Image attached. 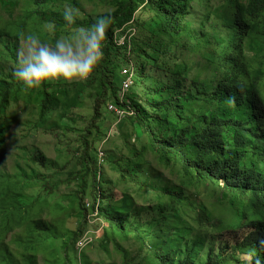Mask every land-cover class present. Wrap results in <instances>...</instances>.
Returning a JSON list of instances; mask_svg holds the SVG:
<instances>
[{
	"label": "trees",
	"instance_id": "trees-1",
	"mask_svg": "<svg viewBox=\"0 0 264 264\" xmlns=\"http://www.w3.org/2000/svg\"><path fill=\"white\" fill-rule=\"evenodd\" d=\"M102 2L0 0V155L12 125L33 128L14 169L0 163V264H89L94 250L97 264H264V0ZM101 16L88 79L13 77L25 35L49 43ZM35 134L48 143L29 151Z\"/></svg>",
	"mask_w": 264,
	"mask_h": 264
},
{
	"label": "clouds",
	"instance_id": "clouds-1",
	"mask_svg": "<svg viewBox=\"0 0 264 264\" xmlns=\"http://www.w3.org/2000/svg\"><path fill=\"white\" fill-rule=\"evenodd\" d=\"M64 19L72 23L74 10L65 9ZM109 24L110 19L101 16L93 24L76 27L71 33L49 43L41 42L34 34L25 35L17 52L13 77L28 89L39 88L43 83L52 81L88 79L103 58V40ZM125 118L126 113L124 118L118 119ZM261 243L264 244V241Z\"/></svg>",
	"mask_w": 264,
	"mask_h": 264
},
{
	"label": "rangeland",
	"instance_id": "rangeland-1",
	"mask_svg": "<svg viewBox=\"0 0 264 264\" xmlns=\"http://www.w3.org/2000/svg\"><path fill=\"white\" fill-rule=\"evenodd\" d=\"M86 4H87V8L90 9L92 8V6H94L92 4V2H88L86 1ZM104 7H105V0L104 2L101 3L100 7H99V11H103L104 10ZM22 44H23V41H22ZM132 86V83L130 85V87ZM84 109V110H83ZM83 109H80L79 111H77V113H85L86 109L83 108ZM60 115L59 113L56 115L58 116ZM109 115H111L112 117H116V114L114 113H109ZM24 118H28V115H25ZM126 118L123 119L122 121H119L117 122L118 125L117 127L119 126H124L125 125V122H126ZM32 126V125H30ZM117 127H116V130H117ZM25 130L24 131V128H22L21 125L19 124H14L12 125V127H10L9 129V132H12L14 133L13 136H10L8 139H7V151L4 155H0V163L1 164H5L4 166H7L9 168V170H12L14 169V166L16 165V161L14 159V156H8L9 153H13V154H16L17 151H16V148H17V145L15 144V139L18 140V138L20 137L21 135V131H24L22 133H28L30 131L33 130V128H27L25 127ZM116 133V131L114 132ZM36 142V143H35ZM50 145H49V149H48V152H47V156L50 157V159L52 161H54L55 159H58L59 158V155L56 153L55 149H56V143L54 142V140H51L50 139ZM48 141L46 140V138L40 134H35V138H31V139H28L26 141H22V145H25L27 147V149L30 151L32 149H35L36 147H38V145H41L43 146L44 144H47ZM65 146H61L60 147L66 151V147L69 146V143L68 142H65L64 143ZM21 147V145H19ZM25 150V149H24ZM63 164L66 163V161L64 162V160L62 161ZM42 170H45L44 167L41 168ZM64 179L67 180L66 176L63 175ZM70 184L72 185L71 187H65V185H62L60 186V194L64 192V194H68L70 192H73L74 190L77 189V186L76 185V180H72V181H69ZM59 196H56V199H58ZM89 229H93V228H89ZM20 230H17L16 232H19ZM251 230H248L246 228L242 229V230H239L237 232H224L223 233V239L224 240H228L230 241V243L232 244H237L238 242L242 241L247 235L251 234ZM102 234V232L99 230L96 232V235L98 237H100ZM12 238H14V235H11L10 237L7 238L6 240V243H10V241H12ZM84 243H81L83 246H84ZM10 250H17V247L15 246H8ZM82 247V246H81ZM104 257H106V255L104 254L103 255ZM39 259H38V264H50V263H47L46 260L48 259V257L46 256V254H40L37 256ZM88 257H89V264H97L100 259L98 258L97 256V250H94V251H89L88 253ZM243 258L248 261V262H252L254 260V256L251 255V254H244L243 255ZM105 261H110L109 258L107 259H104ZM119 261H121V259H119ZM80 262V260H79Z\"/></svg>",
	"mask_w": 264,
	"mask_h": 264
},
{
	"label": "built area",
	"instance_id": "built-area-1",
	"mask_svg": "<svg viewBox=\"0 0 264 264\" xmlns=\"http://www.w3.org/2000/svg\"><path fill=\"white\" fill-rule=\"evenodd\" d=\"M130 85H131V79L129 78V79H127V81H126L125 84H124L125 89H129V88H130ZM109 111H110L111 113L116 114V116H117L118 118H120V117H121V118H124V117H125V112L122 111V110H120V109H118L117 107L110 106Z\"/></svg>",
	"mask_w": 264,
	"mask_h": 264
},
{
	"label": "bare ground",
	"instance_id": "bare-ground-1",
	"mask_svg": "<svg viewBox=\"0 0 264 264\" xmlns=\"http://www.w3.org/2000/svg\"><path fill=\"white\" fill-rule=\"evenodd\" d=\"M129 79V78H128ZM125 88V87H124Z\"/></svg>",
	"mask_w": 264,
	"mask_h": 264
}]
</instances>
